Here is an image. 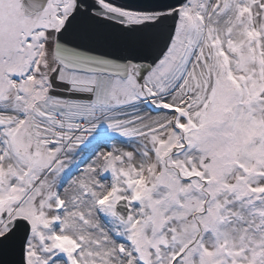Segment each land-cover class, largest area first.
<instances>
[{"label": "snow or ice", "instance_id": "1", "mask_svg": "<svg viewBox=\"0 0 264 264\" xmlns=\"http://www.w3.org/2000/svg\"><path fill=\"white\" fill-rule=\"evenodd\" d=\"M0 264H264V0H0Z\"/></svg>", "mask_w": 264, "mask_h": 264}]
</instances>
